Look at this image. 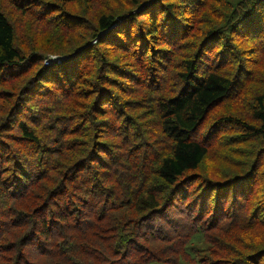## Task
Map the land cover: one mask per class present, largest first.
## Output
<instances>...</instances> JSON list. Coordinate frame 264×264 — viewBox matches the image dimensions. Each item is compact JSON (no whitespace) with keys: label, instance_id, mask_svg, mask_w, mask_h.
Returning a JSON list of instances; mask_svg holds the SVG:
<instances>
[{"label":"trees","instance_id":"trees-1","mask_svg":"<svg viewBox=\"0 0 264 264\" xmlns=\"http://www.w3.org/2000/svg\"><path fill=\"white\" fill-rule=\"evenodd\" d=\"M0 264H264V0H0Z\"/></svg>","mask_w":264,"mask_h":264},{"label":"built area","instance_id":"built-area-1","mask_svg":"<svg viewBox=\"0 0 264 264\" xmlns=\"http://www.w3.org/2000/svg\"><path fill=\"white\" fill-rule=\"evenodd\" d=\"M53 59H58V58H57V56H51V57H49V58L46 59V62H50Z\"/></svg>","mask_w":264,"mask_h":264}]
</instances>
